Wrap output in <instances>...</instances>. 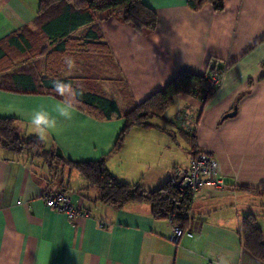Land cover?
I'll use <instances>...</instances> for the list:
<instances>
[{
    "label": "crops",
    "instance_id": "1",
    "mask_svg": "<svg viewBox=\"0 0 264 264\" xmlns=\"http://www.w3.org/2000/svg\"><path fill=\"white\" fill-rule=\"evenodd\" d=\"M186 3L143 0L157 26L142 33L122 21L124 7L94 12L92 25L102 38L95 54L71 52L74 67L64 64L53 79L46 56L56 42L35 46L31 40L39 0H0V119L16 120L21 138H37L29 117L39 107L52 111L62 99L53 81L62 79L83 95L114 102L120 116L96 119L78 109L88 107L80 102L73 120H61L44 141L47 150L71 162L105 157L113 177L145 192L166 184L199 151L217 162L216 178L224 185L193 197L184 230L192 236L174 246L172 225L154 219L148 204L113 210L94 203L96 193L86 192L77 171L63 169L49 185L42 160L28 167L30 160L0 148V264H264L240 242L241 220L249 214L264 238V0H225L221 14L210 5L195 12ZM14 34L22 37L8 42ZM210 61L222 74L208 101L178 96L163 121L152 122L158 129H132L121 150L109 154L128 110L179 74L204 77ZM233 109L234 116L223 118ZM60 190L80 213L74 221L43 201Z\"/></svg>",
    "mask_w": 264,
    "mask_h": 264
},
{
    "label": "trees",
    "instance_id": "2",
    "mask_svg": "<svg viewBox=\"0 0 264 264\" xmlns=\"http://www.w3.org/2000/svg\"><path fill=\"white\" fill-rule=\"evenodd\" d=\"M224 1L187 0L186 5L195 12L210 5L215 14H221L224 11ZM118 7H124L122 21L130 25L137 33L145 30L153 31L156 28L157 18L143 4V0H39L34 21L36 32H33L31 40L35 46L46 40L56 42L54 49L46 56L49 73L53 79L60 78L64 58L71 52L95 54L94 47L102 41V38L97 36L95 27L92 25L94 12ZM82 29L84 33L81 37L74 36V33ZM19 35L21 34L10 35L7 41L22 37ZM23 37L25 48L29 50L30 44L25 40L26 37ZM16 48L20 49L19 46ZM2 56L4 53L0 52V57ZM214 62L210 61L208 64L205 76L214 73L222 74V69L217 68ZM205 76L179 74L162 90L128 110L123 116L124 124L109 154H115L121 150L126 136L132 129H158L152 122L163 121L164 113L174 104L178 96L198 98L206 92L208 98L205 102L208 101L215 90L210 87ZM80 102L88 107L85 110L80 107L78 109L93 113L92 116L96 119L108 120L112 115L120 116L116 104L104 98L82 95ZM0 148L11 153L16 160L23 158L42 160L51 177V181L49 178L46 180V182L50 181L49 185L63 169L75 170L87 182L86 192L95 190L97 196L93 200L94 203L104 204L113 210H119L131 203H146L150 206L151 216L154 219L170 221L172 226L182 230L188 228L189 210L193 197L189 193L182 194L177 191L170 181L152 192H145L140 184H126L113 177L105 168V157L93 162H71L55 151L47 150L45 142L38 138H21L14 119H0ZM61 186L67 188L66 185L61 184ZM260 189L264 196V186ZM59 192L66 193L61 190ZM240 242L250 256L264 263L263 234L256 224L255 217L251 214L244 216L241 220Z\"/></svg>",
    "mask_w": 264,
    "mask_h": 264
},
{
    "label": "built area",
    "instance_id": "3",
    "mask_svg": "<svg viewBox=\"0 0 264 264\" xmlns=\"http://www.w3.org/2000/svg\"><path fill=\"white\" fill-rule=\"evenodd\" d=\"M221 74L214 73L205 76L213 90L217 89ZM208 98V94L203 92L202 101ZM192 136V133H189ZM218 164L209 155L204 152H195L189 160L187 168H175L169 179L172 186L180 193H189L194 197L199 191L206 187L213 189H222L224 187L222 181L216 178ZM45 205L58 213H62L68 221H74L79 218L80 213L74 208L71 195L63 192L47 193L43 197ZM171 224V222L169 221ZM191 237L192 234L172 226L169 241L172 245L177 246L182 237Z\"/></svg>",
    "mask_w": 264,
    "mask_h": 264
},
{
    "label": "clouds",
    "instance_id": "4",
    "mask_svg": "<svg viewBox=\"0 0 264 264\" xmlns=\"http://www.w3.org/2000/svg\"><path fill=\"white\" fill-rule=\"evenodd\" d=\"M64 64L69 71L74 67V61L68 57L64 58ZM53 91L62 99L56 103L52 111L39 107L29 117V130L34 132L41 141H45L51 133L59 131L61 120H73L80 103L79 98L83 95L82 90H78L71 82L62 79L53 81ZM220 264H226V262L221 260Z\"/></svg>",
    "mask_w": 264,
    "mask_h": 264
},
{
    "label": "rangeland",
    "instance_id": "5",
    "mask_svg": "<svg viewBox=\"0 0 264 264\" xmlns=\"http://www.w3.org/2000/svg\"><path fill=\"white\" fill-rule=\"evenodd\" d=\"M8 154H11V153H9V152H7ZM28 160H30L29 161V163H28V167H31V163L33 162V164L34 165H39V159H37V158H30V159H28ZM91 193H95V190H92V192ZM259 202V201H258ZM264 203V202H263ZM256 205L258 206V204L256 203Z\"/></svg>",
    "mask_w": 264,
    "mask_h": 264
},
{
    "label": "water",
    "instance_id": "6",
    "mask_svg": "<svg viewBox=\"0 0 264 264\" xmlns=\"http://www.w3.org/2000/svg\"><path fill=\"white\" fill-rule=\"evenodd\" d=\"M235 113H236V109H233V111H232V112H230V113L226 114V115H225L223 118L232 117V116H234V115H235Z\"/></svg>",
    "mask_w": 264,
    "mask_h": 264
}]
</instances>
